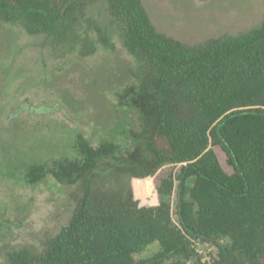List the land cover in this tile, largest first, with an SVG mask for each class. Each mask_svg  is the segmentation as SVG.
Instances as JSON below:
<instances>
[{
    "label": "trees",
    "instance_id": "1",
    "mask_svg": "<svg viewBox=\"0 0 264 264\" xmlns=\"http://www.w3.org/2000/svg\"><path fill=\"white\" fill-rule=\"evenodd\" d=\"M98 2L136 63L114 98L138 126L118 123L96 143L78 135L69 153L26 168L30 185L75 186L74 207L39 252L8 253V264H264V20L194 47L159 33L141 0H0V23L85 58L96 42L77 27ZM164 167L156 195L175 208L146 197ZM205 243L216 252L199 254Z\"/></svg>",
    "mask_w": 264,
    "mask_h": 264
},
{
    "label": "rangeland",
    "instance_id": "2",
    "mask_svg": "<svg viewBox=\"0 0 264 264\" xmlns=\"http://www.w3.org/2000/svg\"><path fill=\"white\" fill-rule=\"evenodd\" d=\"M141 1L154 28L186 47L248 32L264 20V0ZM109 23L104 3L87 8L77 30L97 48L85 58L77 50L55 51L43 37L31 36L21 26L0 23V264H8V253L39 252L67 225L73 211L75 186H61L50 177L30 185L26 168L69 153L78 135L96 143L118 123L138 126L137 114L114 98L134 83L131 71L136 63L123 47L119 31ZM98 29L107 35L113 50L98 44ZM22 103L27 110L3 130L7 116L21 109ZM172 171L164 167L151 177L154 190L146 194L150 206L162 200L175 208V196L156 195L159 181ZM157 245H150L137 259L151 258ZM212 246L200 244L197 251L216 252Z\"/></svg>",
    "mask_w": 264,
    "mask_h": 264
},
{
    "label": "flooded vegetation",
    "instance_id": "3",
    "mask_svg": "<svg viewBox=\"0 0 264 264\" xmlns=\"http://www.w3.org/2000/svg\"><path fill=\"white\" fill-rule=\"evenodd\" d=\"M28 106H29V105H28ZM25 110H27V106H26L25 103H22V105H21V109H19V110H17V111H14V112H12L11 114H9V115L7 116V118H6V121H5L4 125H3V130H4V129H7V127H8V122H10L12 118H15V117L17 118L18 115H19V113H20V111L22 112V111H25ZM29 111H30V110H29Z\"/></svg>",
    "mask_w": 264,
    "mask_h": 264
}]
</instances>
